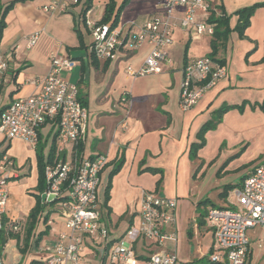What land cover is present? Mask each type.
<instances>
[{
  "label": "crops",
  "instance_id": "obj_1",
  "mask_svg": "<svg viewBox=\"0 0 264 264\" xmlns=\"http://www.w3.org/2000/svg\"><path fill=\"white\" fill-rule=\"evenodd\" d=\"M52 1L66 3L67 12L45 13L43 8ZM131 1V6L137 1H146L137 11V16L143 19L140 25L148 16L160 12L162 0ZM210 2L217 16L222 13L220 7L229 16L230 33L214 54L215 59L225 66L227 76L207 91L195 107L184 112L179 105L183 69L192 60L213 55V37L199 36L194 29L177 27L173 34L174 46L163 64L162 73L134 80L126 75V69H139L150 48L143 45L133 53L120 51L112 61L93 58L89 51L91 43L85 35L90 33L82 20L86 2L73 5L71 0H0L3 7L14 4L6 16V27L0 41V57L8 62L7 70L0 73V116L14 100L37 93L38 88L31 81L40 80L49 73L51 54L77 62V66L65 73L64 78L78 86L79 97L88 113L86 131L81 140V156L88 159L104 155L109 159L101 175L99 203L102 221L109 229V236H113L109 240L111 244L119 241L137 221L145 192L176 199V223L187 210L196 206L197 212L198 205L207 200L209 205H203L208 208L212 205L224 207V204L217 205L203 195L211 189L221 195L223 187L227 186H223L222 174L228 162L222 165L221 162L232 151L218 154L217 145L219 141L223 145L234 137L231 133L236 130V123L223 120L216 131L207 134V148L198 151L195 157L191 155V145L197 141L200 129L222 102L228 101V105H233L246 100L250 105V98L256 93L264 95V7L254 12L243 36L237 31L236 15L239 10L264 3V0ZM89 12L90 19L95 21H101L104 16L102 9ZM182 15V9L178 10L177 24ZM35 33L39 34L38 41L30 46L29 39ZM183 45L188 49L184 54ZM231 114H234L232 119L239 116L238 112ZM53 127L48 124L41 130L45 156ZM219 130H223L220 137ZM215 139L216 150L211 149ZM0 151L7 152L17 165V178L9 185L6 220L24 225L36 206L39 182L37 152L22 140L6 141L1 133ZM209 161H212L210 175V171L205 170ZM119 162L121 166L114 172ZM213 176L217 177L214 182L210 181ZM219 177L222 178L218 180ZM109 183L110 196L105 205ZM223 201L226 203L227 198ZM53 211L48 225L61 215ZM39 225L25 254L19 251L15 240H8L0 251V264H46L50 255L43 260L45 248L54 246L66 230L55 227L53 230L59 235L53 234L44 245L35 244L40 234ZM121 225L127 226V231L120 236L118 230ZM94 244L91 240L86 241L83 253L86 264H89L85 260L87 255L97 254Z\"/></svg>",
  "mask_w": 264,
  "mask_h": 264
},
{
  "label": "built area",
  "instance_id": "obj_2",
  "mask_svg": "<svg viewBox=\"0 0 264 264\" xmlns=\"http://www.w3.org/2000/svg\"><path fill=\"white\" fill-rule=\"evenodd\" d=\"M79 5L81 0H71ZM183 15L176 23V13ZM45 13H66V3L52 1L43 8ZM210 0H162L160 12L146 18L139 29L124 32L112 24L90 19L88 11L83 23L92 36L90 53L97 59L112 61L120 51L133 53L143 45L150 48L139 69L128 67L126 75L137 79L163 71L174 46L173 34L177 27L194 29L199 36L213 37L215 25L211 18ZM39 38L35 33L29 39L34 46ZM50 71L42 79L32 80L36 94L14 100L0 116V133L6 141L19 139L33 149L39 144L44 126L52 124V140L48 146L51 160L45 167L46 199L55 195L60 213L65 216L66 232L60 234L52 247L45 248L50 257L46 264H86L83 253L86 241H108L109 229L102 221L99 203L101 175L109 163L104 155L83 158L78 151L86 131L88 113L79 97V89L64 78L77 62L57 54L50 56ZM8 62L0 57V73L7 70ZM224 65L211 56L188 62L183 69L179 105L186 112L195 107L204 94L225 79ZM126 97H123L125 100ZM264 115V100L261 105ZM17 178V165L5 151H0V235L10 228L17 232L20 224L5 223L9 205V185ZM235 199L237 204L228 208L210 207L206 217L213 230L216 249L209 255L210 264H252L250 231L264 228V164L257 166L243 181ZM47 204H51L45 202ZM176 199L145 192L137 221L107 251L109 264H183L172 252L163 249L166 241H176V233L167 226L176 225ZM151 241L147 245L146 241ZM142 242L146 257L139 256L136 245ZM111 242H106V246ZM115 242L112 243V247ZM157 249L158 251H156ZM109 250V249H108ZM106 259V261H107ZM0 262L2 258L0 256Z\"/></svg>",
  "mask_w": 264,
  "mask_h": 264
},
{
  "label": "rangeland",
  "instance_id": "obj_3",
  "mask_svg": "<svg viewBox=\"0 0 264 264\" xmlns=\"http://www.w3.org/2000/svg\"><path fill=\"white\" fill-rule=\"evenodd\" d=\"M120 1L121 0H115L117 5H119ZM84 2H87V0H82L81 3ZM143 2L146 1H141V3L140 1H137L135 2V5L131 6L132 1H130L126 5L120 16V20L117 26L118 30H123L124 32H126L132 25L133 26L131 28V32L133 30L136 31L139 29L143 19L137 16V11L141 7ZM108 3L109 0H92L91 5L94 11L102 9L104 15L106 5ZM85 35L86 37H88V39L86 40L91 43L92 36L87 32L85 33ZM184 52H186L185 45L182 46V54H184ZM263 99L264 95H257L256 93L255 97L250 98V105L246 100H242L238 104L229 105L227 107V111L221 112L220 110L222 109V107L228 103V101H224L220 105H218L216 109L211 113L209 120L212 119L214 115L216 118L220 117L222 121H233L237 125L236 130L231 133V136L234 137L223 145L221 141H219V144L217 145L218 154L225 153L227 150L232 151L231 154L228 157H225L224 161L221 162V165L222 163L225 164L226 162H228V165L225 169L226 171L224 170L222 174L224 178L223 186L234 185V187L227 190L226 203H224L223 198L219 193L216 194L215 189L207 191L206 194L203 195V198L208 196L210 200L217 205H236L237 202L235 199V195L238 189L241 188L243 180L252 173L253 169L264 164V116L261 109ZM256 102H258L259 104H257ZM232 112H238L239 116H235V118L232 119V116L234 114L229 115ZM244 123H246L245 127ZM216 130L217 129H215L214 131ZM220 132H223V130H219V137ZM207 134L204 136L205 145L201 150L207 148L208 146L206 139ZM213 148L216 150V139L215 145H213L212 142L211 149ZM211 162L212 161L207 162V167L205 166V170L208 169V171H210V168L212 167ZM210 173L211 171L209 172V175ZM221 178L222 177H219L218 180H220ZM216 179L217 177L213 176V178L211 177L210 181L214 182L216 181ZM207 205H209V203ZM207 205H200V211L197 212L196 206L193 209L187 210L186 215L184 214V217L180 218L179 222L177 221L175 227H166L167 231H173L176 233V241H166L163 249L175 254L179 262L183 264H210V262L208 261V256L213 251V248H217V246L214 245L213 230L211 229L210 222L207 217L204 216L206 215V208H208ZM52 209L56 210V212L58 213L61 212V208L59 206H55ZM65 223L66 219L62 214L59 215L55 221L52 220L50 225H48V222L45 223L44 221H42L38 227V232L41 233L47 230V233L43 235L40 243L44 245L49 237H51L53 234H58L57 232H54L55 230H53V228H65ZM126 231L127 226L121 225L118 230V235L121 236ZM111 237L113 236H109L108 241L111 239ZM250 239L252 264H264V228L258 227L252 229L250 231ZM108 241H101L100 243L94 242V247L97 251V254L87 255L85 257L86 262L89 264H109L110 260L106 258V242ZM146 243L147 245H151V241L149 240H147ZM116 245L117 241H115L113 247L112 244H109L108 251H110L111 248H115ZM143 246L144 245L142 244V242H139L136 245V252L139 256L146 257L149 253L148 251L143 250ZM45 254L46 256L43 260H46L50 255L49 253ZM103 258L107 259V261Z\"/></svg>",
  "mask_w": 264,
  "mask_h": 264
},
{
  "label": "trees",
  "instance_id": "obj_4",
  "mask_svg": "<svg viewBox=\"0 0 264 264\" xmlns=\"http://www.w3.org/2000/svg\"><path fill=\"white\" fill-rule=\"evenodd\" d=\"M130 1L131 0H123L120 5H117L115 0H109V3L106 5L104 16L100 22L102 24L111 23L112 27L118 26L120 16H121L124 8L126 7V5ZM91 3H92V0H87L86 4L84 6V15H86V13L92 9ZM13 5L14 4H12V3L6 7H3L0 5V41L2 39L3 30L6 27V25H5L6 16L9 13V11L12 9ZM261 7H264V3L255 4L251 7L241 9L236 13V15L238 16L237 31L239 32V34L241 36L244 35L245 30L249 27L250 19L253 16L254 12L258 8H261ZM220 9H222V11H221L222 13L220 16L219 15L217 16L215 9H212L211 10V18L209 20V22L211 24L215 25V33H214L213 40L211 43L212 44V50H213V55H211V57L214 59H215L214 54H216L217 49L220 47V45L224 44L226 42L227 37H228L230 30H231L229 27V16L226 15V13L222 7H220ZM79 40H80V43L82 44L83 41H82L81 37H79ZM187 51H188V49L186 50V52ZM93 58H95V57L93 56ZM215 60H217V59H215ZM217 61L223 65V63L221 61H219V60H217ZM228 106H229L228 104L224 105L220 111L221 112L227 111ZM221 122H222V120L220 117L216 118L213 115V118L210 119L208 122H206L202 126V128L200 129V131L197 135V141L191 145V155L192 156L195 157L197 155L198 151L204 147V145H205L204 136L209 131H214L215 129H217L218 125ZM44 150H45V145H43V138H42L41 134H39V144L36 148L38 170H39V182H38V187H37V194L35 195L36 196V206L30 212L26 223L24 225H21L17 232H14L9 226V229H7L6 231L1 233V235H0V251H2L3 247L7 244L8 240H15L17 242V246H18L19 251L22 254H25L27 251V248L30 246L31 239L34 236V232L36 231L39 223L41 221H44L45 223H47L50 220V217L52 216V214L54 213L52 208L56 206L57 202L47 204V203H43V201H42V195L46 191L45 167L51 160V154H48L45 156ZM78 151L81 154L82 145H79ZM120 166H121V162H119L117 164L116 170L114 172H116L120 168ZM110 186L111 185L109 183L107 188H106V191H105V203H104L105 205L107 204V202L109 200ZM233 187H234V185L225 186L223 192L221 193V197L226 200L227 190L230 188H233ZM208 203L209 202L207 200L203 204H208ZM200 205H202V203H200L198 205L197 211H200V208H199ZM212 207H214V206L212 205ZM216 208H219V209L228 208V206L216 207ZM204 216H206V215H204ZM5 223H7L6 219H5ZM13 224H17V223H9V225H13ZM45 233H47V230L41 232L38 235V238L34 243L35 244L40 243V241H41V239ZM108 246L109 245H107V247H106V252L108 250ZM103 259H105V258H103Z\"/></svg>",
  "mask_w": 264,
  "mask_h": 264
},
{
  "label": "water",
  "instance_id": "obj_5",
  "mask_svg": "<svg viewBox=\"0 0 264 264\" xmlns=\"http://www.w3.org/2000/svg\"><path fill=\"white\" fill-rule=\"evenodd\" d=\"M54 199H55V195H51L47 199H46V196L45 195H42V201H43V203H45V202L51 203Z\"/></svg>",
  "mask_w": 264,
  "mask_h": 264
}]
</instances>
